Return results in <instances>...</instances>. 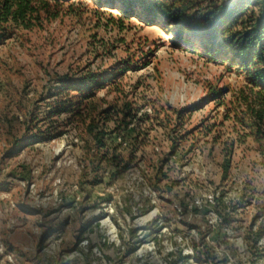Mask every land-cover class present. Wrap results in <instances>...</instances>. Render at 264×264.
Returning a JSON list of instances; mask_svg holds the SVG:
<instances>
[{
	"label": "rangeland",
	"instance_id": "1",
	"mask_svg": "<svg viewBox=\"0 0 264 264\" xmlns=\"http://www.w3.org/2000/svg\"><path fill=\"white\" fill-rule=\"evenodd\" d=\"M47 4L0 41V264H264V234L257 252L246 241L252 222L264 224V156L235 118L242 70L141 13L100 0ZM87 73L102 86L72 87ZM129 102L135 118L110 133L103 111ZM87 115L126 160L134 150L127 170H92ZM156 163L167 174L160 191Z\"/></svg>",
	"mask_w": 264,
	"mask_h": 264
},
{
	"label": "trees",
	"instance_id": "2",
	"mask_svg": "<svg viewBox=\"0 0 264 264\" xmlns=\"http://www.w3.org/2000/svg\"><path fill=\"white\" fill-rule=\"evenodd\" d=\"M100 3L110 8L118 7L122 16L141 13L139 17L147 22L172 24L178 30L177 35L185 36L187 40L196 39L198 47L208 55L226 57L235 63L247 79L246 88L242 89L237 97L235 118L254 133L261 143L264 156V0H100ZM47 5V0H0V41L8 36L12 25L31 28L34 25L33 19L39 18L41 9ZM97 77L95 73H87L81 78L72 79V87L94 91L103 84V76L100 80ZM108 80L112 81L111 78ZM92 93L86 94V97ZM70 101L58 102L61 108L55 106L52 112L67 110L65 105ZM132 105L133 103L129 102L125 104L126 109L112 107L103 111L104 118L101 121H104V124L110 120L115 121V127L109 128L110 131L106 125L104 128L100 127L99 118L87 115L90 122L86 130L90 138H86L85 142L87 151H95L90 161L94 172L100 170L103 165H108L115 168L113 174L117 175L130 167L134 150L126 160L122 152H119L120 144L110 145L105 137L108 131L114 133L122 130L135 118ZM112 110L117 113L114 118ZM229 117L227 115V118ZM178 118L182 122V113H179ZM139 135L137 133L132 140L135 148H138L140 143ZM176 143H172L173 150L170 154L175 153ZM231 162L229 151L223 164L224 177L229 173ZM153 170L151 184L156 191H160L161 183L167 174L162 163H156ZM215 200L218 205L225 204L223 197L218 196ZM237 204L238 202L232 200L224 205L228 215L236 211ZM254 226L255 222L248 226L246 241L251 243L257 252L258 240L264 234V224H260L256 229ZM194 250L200 260L199 255L203 252L197 246ZM206 250L208 251L207 246ZM204 262L205 260L202 261Z\"/></svg>",
	"mask_w": 264,
	"mask_h": 264
}]
</instances>
